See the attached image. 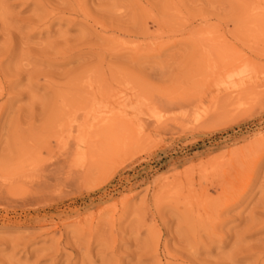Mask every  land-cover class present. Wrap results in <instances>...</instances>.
Segmentation results:
<instances>
[{
    "label": "rangeland",
    "instance_id": "1",
    "mask_svg": "<svg viewBox=\"0 0 264 264\" xmlns=\"http://www.w3.org/2000/svg\"><path fill=\"white\" fill-rule=\"evenodd\" d=\"M0 264H264V0H0Z\"/></svg>",
    "mask_w": 264,
    "mask_h": 264
},
{
    "label": "bare ground",
    "instance_id": "2",
    "mask_svg": "<svg viewBox=\"0 0 264 264\" xmlns=\"http://www.w3.org/2000/svg\"><path fill=\"white\" fill-rule=\"evenodd\" d=\"M231 88H236V86H233V87H231ZM95 121V120H94ZM98 122V121H97ZM72 127V126H71Z\"/></svg>",
    "mask_w": 264,
    "mask_h": 264
}]
</instances>
